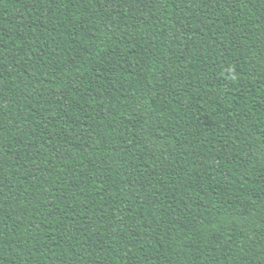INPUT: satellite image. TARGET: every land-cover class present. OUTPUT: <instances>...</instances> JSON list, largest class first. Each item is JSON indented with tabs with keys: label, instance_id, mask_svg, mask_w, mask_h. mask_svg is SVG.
<instances>
[{
	"label": "trees",
	"instance_id": "trees-1",
	"mask_svg": "<svg viewBox=\"0 0 264 264\" xmlns=\"http://www.w3.org/2000/svg\"><path fill=\"white\" fill-rule=\"evenodd\" d=\"M0 264H264V0H0Z\"/></svg>",
	"mask_w": 264,
	"mask_h": 264
}]
</instances>
